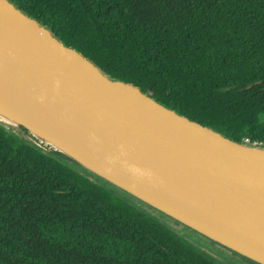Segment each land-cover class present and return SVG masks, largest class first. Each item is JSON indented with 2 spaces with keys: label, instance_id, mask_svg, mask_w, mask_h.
Segmentation results:
<instances>
[{
  "label": "trees",
  "instance_id": "1",
  "mask_svg": "<svg viewBox=\"0 0 264 264\" xmlns=\"http://www.w3.org/2000/svg\"><path fill=\"white\" fill-rule=\"evenodd\" d=\"M107 74L264 145V0H12ZM0 125V264H225Z\"/></svg>",
  "mask_w": 264,
  "mask_h": 264
},
{
  "label": "water",
  "instance_id": "2",
  "mask_svg": "<svg viewBox=\"0 0 264 264\" xmlns=\"http://www.w3.org/2000/svg\"><path fill=\"white\" fill-rule=\"evenodd\" d=\"M0 125L264 264V145L230 138L107 74L0 0Z\"/></svg>",
  "mask_w": 264,
  "mask_h": 264
},
{
  "label": "rangeland",
  "instance_id": "3",
  "mask_svg": "<svg viewBox=\"0 0 264 264\" xmlns=\"http://www.w3.org/2000/svg\"><path fill=\"white\" fill-rule=\"evenodd\" d=\"M65 164L68 168H74V169L79 166V165L76 166L72 162L71 163L65 162ZM78 168H79L80 172L83 171V169H81V167H78ZM101 183L103 185L105 184L106 188L111 193H113L115 196H117V197H119L125 201H128V202L134 204L135 206L145 210L146 212L151 214V216H153L154 218H157L161 222L168 224L169 226L171 225L173 228H175V230L179 234L193 240L197 245H199L205 251L212 254L219 261H221L225 264H254V263L244 259L243 257L239 256L238 254H235V253L232 254V253L224 250L223 248L219 247L218 245H216L215 243H213L209 239L199 235L197 232H195V231L191 230L190 228L182 225L181 223L175 221L174 219L170 218L169 216L165 215L164 213L152 208L151 206L145 204L144 202H142L139 199L135 198L134 196L128 194L127 192L123 191L122 189L108 183L107 181L103 180V181H101Z\"/></svg>",
  "mask_w": 264,
  "mask_h": 264
},
{
  "label": "built area",
  "instance_id": "4",
  "mask_svg": "<svg viewBox=\"0 0 264 264\" xmlns=\"http://www.w3.org/2000/svg\"><path fill=\"white\" fill-rule=\"evenodd\" d=\"M246 142H248V141H246ZM249 143V142H248ZM255 144H257V143H255ZM259 145V144H258ZM39 146H41L42 148V150L43 151H45V152H48V146H46V145H44L42 142H40V145Z\"/></svg>",
  "mask_w": 264,
  "mask_h": 264
},
{
  "label": "bare ground",
  "instance_id": "5",
  "mask_svg": "<svg viewBox=\"0 0 264 264\" xmlns=\"http://www.w3.org/2000/svg\"><path fill=\"white\" fill-rule=\"evenodd\" d=\"M0 118H3L4 119V117H2V116H0Z\"/></svg>",
  "mask_w": 264,
  "mask_h": 264
}]
</instances>
